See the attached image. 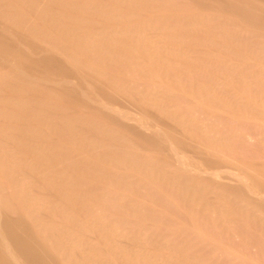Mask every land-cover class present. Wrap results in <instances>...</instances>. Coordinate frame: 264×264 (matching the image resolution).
Segmentation results:
<instances>
[{"label":"bare ground","instance_id":"bare-ground-1","mask_svg":"<svg viewBox=\"0 0 264 264\" xmlns=\"http://www.w3.org/2000/svg\"><path fill=\"white\" fill-rule=\"evenodd\" d=\"M0 264H264V0H0Z\"/></svg>","mask_w":264,"mask_h":264},{"label":"rangeland","instance_id":"rangeland-1","mask_svg":"<svg viewBox=\"0 0 264 264\" xmlns=\"http://www.w3.org/2000/svg\"><path fill=\"white\" fill-rule=\"evenodd\" d=\"M167 95H168V94H167ZM169 95H170V94H169ZM169 95H168V96H169ZM176 97H177V96H174V97H173V96L167 97L166 101H170L171 99H172V100H176ZM170 98H171V99H170ZM173 98H174V99H173ZM49 141H52V140H48V142H49Z\"/></svg>","mask_w":264,"mask_h":264}]
</instances>
